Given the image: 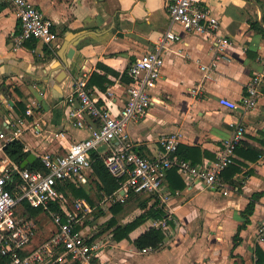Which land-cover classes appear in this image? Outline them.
<instances>
[{
	"label": "crops",
	"instance_id": "crops-1",
	"mask_svg": "<svg viewBox=\"0 0 264 264\" xmlns=\"http://www.w3.org/2000/svg\"><path fill=\"white\" fill-rule=\"evenodd\" d=\"M28 1L51 21L55 39L51 46L30 40L15 50L13 38L20 24L13 4L0 0V131L8 130L11 111L6 102L12 108L14 101L23 100L26 109L33 111L28 120L38 124L21 138L35 156L33 161L45 152L64 154L72 143L89 136L92 120L86 118L81 129L73 127L62 103L75 78L84 72L91 78L95 73L97 77L89 85L94 96L117 115L133 84L124 75L128 67L146 56L168 30L180 40L165 45L160 78L149 88L151 106L127 127L133 150L155 158L160 137L178 133L181 150L177 156L201 164L216 159L232 135L231 122L245 130L234 160L239 172L222 177L224 187L212 189L198 182L188 185L181 179L184 188L180 189V181L168 174L165 190L171 197L162 206L172 217L168 232L177 231L172 243L143 254L133 245V237L131 241L112 239L107 246L100 243L101 262L260 264L258 258L264 251L258 255L255 235L264 224V83L252 110L243 112L234 106L240 105L253 75L264 69V36L257 30L264 28V0H195L218 17L220 33L231 41L225 51L229 62H219L211 79L204 77L201 66L212 61L213 37L172 26L169 7L176 0ZM69 33L84 35L59 83L55 62L63 63L56 52ZM45 46L54 55H47ZM106 146L102 153L94 152L102 157L120 144L114 141ZM256 151L260 154L252 161ZM249 203L252 211L245 214ZM144 227H140L142 232Z\"/></svg>",
	"mask_w": 264,
	"mask_h": 264
},
{
	"label": "built area",
	"instance_id": "built-area-1",
	"mask_svg": "<svg viewBox=\"0 0 264 264\" xmlns=\"http://www.w3.org/2000/svg\"><path fill=\"white\" fill-rule=\"evenodd\" d=\"M9 1L20 24L13 38L14 49L21 48L30 40L51 46L55 39L51 21L28 0ZM169 16L172 26L179 25L188 32L212 35V61L207 66H201L206 73L204 77L211 79L210 73L219 62H229L225 51L231 45V41L220 33L218 17L195 0H176L169 7ZM179 40L178 34L168 30L146 56L130 64L127 75L133 84L127 90L126 105L117 115L99 104L89 86L90 75L87 72L75 78L62 103L66 119L73 127L81 129L86 126V118L92 120L93 124L88 125L89 136L72 143L64 154H40L38 159L43 171L21 168L6 155L4 148L7 144L21 140L29 128L38 127L36 122L15 115L6 102L11 112L8 130L0 131V257L6 258L8 264H103L100 245L91 241L92 236L88 235L84 225L90 213L88 203L82 198L69 199L57 189L58 184L66 181L75 186L82 184L92 172L91 153L102 145H110L114 141L120 144V147L102 156L109 173L120 181V187L104 198L102 204L109 200L122 202L133 192L153 196L160 205H164L171 197L165 190L171 170H175L188 185L198 182L212 189L224 187L222 174L234 164L236 148L244 137V127L238 122H231L232 135L219 149L216 159L201 164H192L177 156L181 137L178 133L160 137V150L155 158H146L135 152L127 139L128 125L145 115L151 106L149 88L154 87L160 78L165 45ZM263 83L264 69L249 80L240 105L234 107L241 108L243 112L252 110L258 102ZM25 115L32 117V109L27 108ZM21 202L40 209L53 226L49 236L40 243L36 242L39 218L21 216L18 212ZM53 204L59 210L52 209ZM171 221V215L166 213L162 220L148 221L147 229L158 228L166 234ZM255 237L257 243H264V224L257 228ZM151 251L153 249L148 247L141 253Z\"/></svg>",
	"mask_w": 264,
	"mask_h": 264
},
{
	"label": "trees",
	"instance_id": "trees-1",
	"mask_svg": "<svg viewBox=\"0 0 264 264\" xmlns=\"http://www.w3.org/2000/svg\"><path fill=\"white\" fill-rule=\"evenodd\" d=\"M259 1V0H257ZM264 21V17H263ZM254 26V24H252ZM257 30L264 36V28L258 27ZM36 41V40H35ZM47 55H54V50H50L48 46L44 47ZM127 72L124 74L126 75ZM97 77V75L94 73L89 81V85L93 83V78ZM104 81V79H101ZM4 95H8L6 92ZM13 110L17 116L20 118L29 119L26 117V104L21 101H14L13 104ZM6 155L18 166L21 167L23 162L28 158L30 155V151L26 148L25 144L21 140H14L7 144L4 148ZM181 150V146L178 147V154ZM238 151V147L236 148V152ZM260 153L256 151L254 153V156L251 157L252 161H255L258 158V155ZM91 159H92V174L95 176L98 186V192L101 194V196H110L116 190L120 187V181L115 179L107 170L105 167L102 157L97 152L91 153ZM184 160H187L186 158H182ZM188 161V160H187ZM199 161L196 160L195 163L197 164ZM26 169L29 170H40L43 171L44 168L42 167L39 159H36L32 163H29L26 167ZM239 172V168L236 167L234 164L228 166L225 171L222 174V177L225 178V176L228 174L229 176H233ZM170 175H174L179 181L180 186L179 188H184V183L182 182L181 178L177 176V173L175 170H171L169 172ZM57 189L62 192L66 197L72 193L74 198H82L86 200L88 203L91 202V196L89 193V190L86 188L80 187L76 188L75 185L69 183V182H63L61 184L57 185ZM135 203V207L140 210V214L136 216L133 220L126 222L125 224H120L117 216L124 210V207L126 205H129L130 203ZM253 204L249 203L247 205L245 214H250L252 211ZM52 209L59 210L57 205L53 204ZM109 211L111 213V218L108 221V228H110L113 239L116 242L122 241V240H129V236L132 232L137 231L142 225L147 223L150 220H162L163 217L166 216V212L162 205H160L159 201L154 199L153 196L143 194V193H133L130 192L127 199L124 201H118L115 204L111 205L109 207ZM19 214L21 216H24L28 219H36L39 218L40 215H42V211L40 209H33L31 208L27 203L21 202V206L19 208ZM171 224V222L169 223ZM165 239V233L158 228L150 227L149 229L145 230L144 232H138V234L133 238L132 243L133 245L138 249H144L151 247L153 250H156L160 248ZM94 238H91V241H93ZM257 253L260 255L261 251H264V243H258ZM264 261V255L262 257L260 256L258 258V263H262ZM0 264H8V260L4 257H0Z\"/></svg>",
	"mask_w": 264,
	"mask_h": 264
},
{
	"label": "rangeland",
	"instance_id": "rangeland-1",
	"mask_svg": "<svg viewBox=\"0 0 264 264\" xmlns=\"http://www.w3.org/2000/svg\"><path fill=\"white\" fill-rule=\"evenodd\" d=\"M106 148V145H102L98 148V150L100 153H102L106 150ZM80 187L89 190L92 202L91 204L89 202L87 204V208L90 210V213L87 215L84 222V225L87 228L86 232L88 233V235L92 236V238H94V240L97 241L99 245L101 243L104 244V246H107V244L109 245L113 239L112 232L110 228H108V221L111 218L109 207L116 202H112L111 200H109L102 204V200L107 196H101V194L98 192L97 181L93 174H90L82 184L76 185V188ZM67 198L71 199L74 198V196L72 195V193H70ZM135 205L136 202H133L124 207V210L117 216L120 224H125L126 222L133 220L140 214V210H138ZM51 228H53V226L51 225L49 218L45 215H40L38 220V238L36 242L40 243L45 238H47L51 232ZM144 228L145 230L148 228V223L145 224ZM138 232H142V230L139 228L137 231L132 232L129 236L128 241H131L132 237L134 238L138 234ZM176 236V230H173L172 233L167 232L165 234L163 244L167 246V244L172 243L176 239Z\"/></svg>",
	"mask_w": 264,
	"mask_h": 264
},
{
	"label": "water",
	"instance_id": "water-1",
	"mask_svg": "<svg viewBox=\"0 0 264 264\" xmlns=\"http://www.w3.org/2000/svg\"><path fill=\"white\" fill-rule=\"evenodd\" d=\"M83 35L84 34L82 33L80 34L69 33L67 37L65 38L63 44L57 50L56 55L63 63L62 65L58 62H55V66H57L56 68H59L60 70V74L56 78L57 82L61 83V81L64 79L66 75L65 70L68 68L64 66L65 65L70 66L71 60L75 53V48L77 44L80 42V40L83 38ZM72 38L73 39L75 38V40H73ZM34 159H35V156L33 154H30L28 158L21 165V168H25L29 163H32Z\"/></svg>",
	"mask_w": 264,
	"mask_h": 264
}]
</instances>
